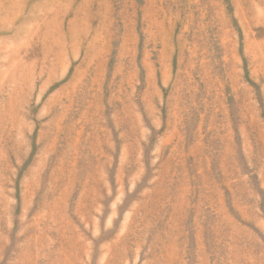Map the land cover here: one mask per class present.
<instances>
[{
	"label": "rangeland",
	"instance_id": "374dc122",
	"mask_svg": "<svg viewBox=\"0 0 264 264\" xmlns=\"http://www.w3.org/2000/svg\"><path fill=\"white\" fill-rule=\"evenodd\" d=\"M0 264H264V0H0Z\"/></svg>",
	"mask_w": 264,
	"mask_h": 264
}]
</instances>
